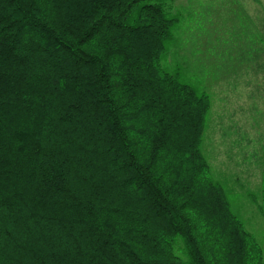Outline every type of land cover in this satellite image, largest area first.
Wrapping results in <instances>:
<instances>
[{"label":"trees","instance_id":"1","mask_svg":"<svg viewBox=\"0 0 264 264\" xmlns=\"http://www.w3.org/2000/svg\"><path fill=\"white\" fill-rule=\"evenodd\" d=\"M169 1L0 0V264H264L161 65Z\"/></svg>","mask_w":264,"mask_h":264},{"label":"rangeland","instance_id":"2","mask_svg":"<svg viewBox=\"0 0 264 264\" xmlns=\"http://www.w3.org/2000/svg\"><path fill=\"white\" fill-rule=\"evenodd\" d=\"M161 65L208 94L201 145L212 178L264 255V0H171ZM176 253L180 252L176 249Z\"/></svg>","mask_w":264,"mask_h":264}]
</instances>
